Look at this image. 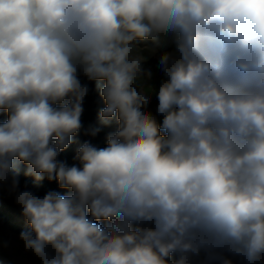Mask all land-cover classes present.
I'll use <instances>...</instances> for the list:
<instances>
[{
  "label": "clouds",
  "instance_id": "9594fccd",
  "mask_svg": "<svg viewBox=\"0 0 264 264\" xmlns=\"http://www.w3.org/2000/svg\"><path fill=\"white\" fill-rule=\"evenodd\" d=\"M144 41L172 47L158 89ZM81 74L116 130L68 166ZM0 111V187L41 264H264V0H0ZM21 164L68 194L19 190Z\"/></svg>",
  "mask_w": 264,
  "mask_h": 264
},
{
  "label": "trees",
  "instance_id": "16d2710c",
  "mask_svg": "<svg viewBox=\"0 0 264 264\" xmlns=\"http://www.w3.org/2000/svg\"><path fill=\"white\" fill-rule=\"evenodd\" d=\"M161 50L168 51V49L163 46ZM158 60L155 58H150L143 64V68L150 69L152 72L160 71L157 67ZM79 79L82 84L87 85L89 91L86 95L83 102V113L81 116L82 128L79 133H77L72 140V143L63 150L58 159L67 164L68 166L77 165L79 166V162L75 159L76 151L78 147L84 143L85 141L91 143L93 146L98 148L106 147L107 141L106 137L110 132H114L116 130V120L113 118L108 124H101L98 120L99 111L105 107L104 101L99 94V91L96 87L97 83L103 86L104 81H89L82 74L79 76ZM7 112L0 111V122L7 120ZM89 126L99 127L100 131L95 135H86L85 130L89 128ZM27 169V165L21 164L19 168V190L23 191L25 189L33 191L36 195L42 197L48 191H56L61 195H67L68 189H61L56 181H48L47 178H44L40 181H36L33 176L25 175V171ZM0 201H2L5 205L11 207L17 212L21 213L20 206L15 202V195L9 194L7 190V185L0 187Z\"/></svg>",
  "mask_w": 264,
  "mask_h": 264
},
{
  "label": "rangeland",
  "instance_id": "374dc122",
  "mask_svg": "<svg viewBox=\"0 0 264 264\" xmlns=\"http://www.w3.org/2000/svg\"><path fill=\"white\" fill-rule=\"evenodd\" d=\"M140 44L141 47L148 45L149 47L155 46L158 48L157 54L149 56L147 60L150 58L158 60L159 55L163 53L161 48L165 46L162 43L154 45L152 41H144L140 42ZM165 47L168 51H172L171 46ZM144 55L147 56L148 53L145 52ZM152 73V78L147 83L154 85L158 89L163 78V73L161 71H154ZM157 105L158 100L153 95L148 105V110L154 115L156 114ZM157 119L158 122L162 121V117L157 116ZM101 223L106 222L102 221ZM25 230H29V225L21 213L0 201V264H41L40 259L34 253L25 249L23 241L19 238L20 233ZM230 258L233 259L234 264H240L238 257L233 256Z\"/></svg>",
  "mask_w": 264,
  "mask_h": 264
}]
</instances>
